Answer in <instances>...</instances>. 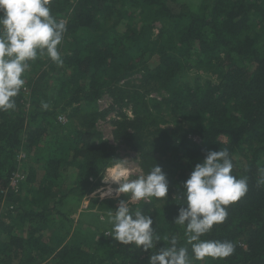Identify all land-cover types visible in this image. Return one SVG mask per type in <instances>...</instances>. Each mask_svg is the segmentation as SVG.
Listing matches in <instances>:
<instances>
[{
	"label": "trees",
	"instance_id": "1",
	"mask_svg": "<svg viewBox=\"0 0 264 264\" xmlns=\"http://www.w3.org/2000/svg\"><path fill=\"white\" fill-rule=\"evenodd\" d=\"M49 7L67 24L58 46L63 65L47 56L30 61L15 110L0 112V209L10 217L0 221V264H148L173 235L191 254L184 228L173 223L186 207L183 182L208 151L223 148L232 174L248 178V192L202 239L231 241L235 251L192 264H264V184L257 183L264 172V0H51ZM136 73L146 91L130 81ZM150 86L160 97L148 95ZM105 93L133 104V117L115 121V137L139 152L146 173L157 164L169 181L167 198L129 204L153 218L160 240L148 252L104 235L108 213L130 193L102 199L97 223L75 225L82 197L119 160L95 127L107 113L98 107ZM18 170L25 177L13 187Z\"/></svg>",
	"mask_w": 264,
	"mask_h": 264
},
{
	"label": "clouds",
	"instance_id": "2",
	"mask_svg": "<svg viewBox=\"0 0 264 264\" xmlns=\"http://www.w3.org/2000/svg\"><path fill=\"white\" fill-rule=\"evenodd\" d=\"M51 0H0V112L14 111L15 97L25 85L24 73L30 61L47 56L57 66L63 65L58 50L67 31L66 21L57 20L51 14ZM48 109L46 102H41ZM103 174L108 185L101 191V198L129 194L120 200L115 213H108L111 228L104 233L115 241L134 244L145 252L153 249L160 237L153 228L151 215L140 209L130 210V202L167 198L169 181L167 174L155 164L145 173L131 178L133 170L127 159L115 160ZM233 162L227 148L208 151L202 163H197L188 179L183 182L182 197L186 207L178 210L173 223L184 228L186 243L178 246L175 235L165 236L167 246L160 247L149 256L148 264H192L193 260L204 261L206 257L224 259L235 251L231 241L205 240L202 237L223 223L228 217V206L239 201L248 192V178L232 174ZM264 184V172L257 181ZM112 185H116L115 189Z\"/></svg>",
	"mask_w": 264,
	"mask_h": 264
},
{
	"label": "rangeland",
	"instance_id": "3",
	"mask_svg": "<svg viewBox=\"0 0 264 264\" xmlns=\"http://www.w3.org/2000/svg\"><path fill=\"white\" fill-rule=\"evenodd\" d=\"M186 2H193L197 0H182ZM130 81L135 84H141L144 85V82L142 81V75L141 73H136L133 76H131ZM51 83V82H50ZM123 86H126L125 83H123ZM146 87V89L144 88ZM142 88V91H146L148 87L144 85ZM128 89H130L128 87ZM149 93L150 96H157L160 97L161 94H159V91L155 89L153 86L149 87ZM98 107L100 111H107L105 117H100L98 121L96 122V129L100 130L103 133V136L108 139L110 142H112L116 147L119 154V160L127 159V165L129 168L133 170V176L131 178H136V176L140 174H145L146 172L141 166V159L139 152L131 148L125 141L122 139H117L114 134L115 130V121L118 118H121L124 115L133 117L134 116V110H133V104L128 100H120L117 96H111L109 93H105L99 100H98ZM60 120L67 122L68 117L66 114L60 115ZM170 128H175L174 123L169 124ZM192 136V135H191ZM194 137V136H193ZM197 140H199L198 137H196ZM42 162H40L39 169ZM24 175L23 171H21ZM108 185H105L102 180V184L99 187H96L93 191L87 193L84 197H82L81 202L79 204V211L74 215L75 217V225H81L80 222L88 223V224H95L100 220V216L103 215V212L99 210L98 203L105 198H101V191H106ZM117 186L112 185V188L115 189ZM123 194H119L117 196L115 192L113 191V195L109 197L118 198ZM98 200L95 202V207L90 208V205L93 201ZM8 210V211H6ZM104 219V217H102ZM0 221H10L9 217V209H5V207H2L0 209ZM101 222V221H100ZM47 233H50L47 231Z\"/></svg>",
	"mask_w": 264,
	"mask_h": 264
},
{
	"label": "built area",
	"instance_id": "4",
	"mask_svg": "<svg viewBox=\"0 0 264 264\" xmlns=\"http://www.w3.org/2000/svg\"><path fill=\"white\" fill-rule=\"evenodd\" d=\"M25 156V153H22L20 154V159ZM25 177V175L22 174L21 171H17L14 173V176L12 178V181H11V185L14 187V186H17L19 181L22 180L23 178Z\"/></svg>",
	"mask_w": 264,
	"mask_h": 264
}]
</instances>
